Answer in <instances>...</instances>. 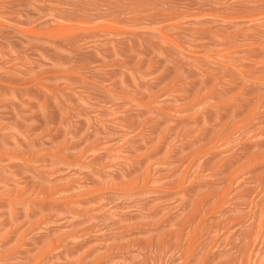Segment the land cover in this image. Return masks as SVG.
<instances>
[{
    "label": "rangeland",
    "instance_id": "obj_1",
    "mask_svg": "<svg viewBox=\"0 0 264 264\" xmlns=\"http://www.w3.org/2000/svg\"><path fill=\"white\" fill-rule=\"evenodd\" d=\"M241 1L0 0V264H264V168L252 176L245 172L244 180L238 176V183L232 178L252 156L264 155V13L253 21L246 18L247 24L243 16L251 15L248 10H255L258 0L248 5ZM227 14L238 23L228 24L232 15ZM51 16L80 32L71 40L59 36L58 44L17 31H36L43 37L52 26L44 23ZM214 22L217 27L228 25L218 29ZM103 26L110 28L109 34ZM224 27L230 31L219 37ZM160 31L168 33L170 46L166 40L164 46ZM156 43L167 48L165 55L156 51ZM214 43L230 50L221 68L209 53L217 50ZM166 53L171 59L166 60ZM220 71L223 84L220 79L218 85V79L208 81ZM182 75L192 83L185 77L182 83ZM176 79L180 89L192 88L180 90L182 94L192 90L199 98L201 92L211 93L216 82V102L222 90H227L225 98L234 96L229 104L221 96L227 102L221 111L215 109L219 105L213 92L214 109L210 100L202 107L191 94L189 103L198 104H187V92L182 107L167 94L152 105L149 94L144 103L150 106L142 103L152 84L160 91ZM138 95L142 106L132 102ZM257 105L263 118L255 120ZM200 106L216 110L217 117ZM201 111L219 123L220 134L217 122L206 117L215 126L206 124ZM238 121H244L240 131L234 129ZM14 137L19 139L17 148ZM210 145L217 148H206V170L202 158L198 164L192 155L199 158L197 148ZM16 151L21 154L12 157ZM220 170L225 172L219 175ZM122 185L163 188L120 194L115 189Z\"/></svg>",
    "mask_w": 264,
    "mask_h": 264
},
{
    "label": "bare ground",
    "instance_id": "obj_2",
    "mask_svg": "<svg viewBox=\"0 0 264 264\" xmlns=\"http://www.w3.org/2000/svg\"><path fill=\"white\" fill-rule=\"evenodd\" d=\"M256 1H257V0H256ZM258 1H259V0H258ZM258 1L256 2L257 5H258V6H257L258 8L254 5L255 10H254L253 8H251V9H253L254 11L251 10V9L248 10V11L251 12V13L247 14V16L250 15V14H251V15H250L249 17H245V15H244V16H243V17H244L243 20H245L246 18H247V19L250 18V19L253 21V19L256 20L257 18H261V17H263L262 15H263V13H264V2H263V0H261L262 2L259 1V4H258ZM241 2H244V0L241 1ZM241 2H240V3H241ZM246 2H250V1L247 0ZM252 2H255V1L252 0ZM252 2L247 3V5H248V4H251ZM256 3H255V4H256ZM245 4H246V3H245ZM233 6H234V5H233ZM251 6H252V5H251ZM256 8H257V9H256ZM248 11H247V12H248ZM252 11H253V12H252ZM235 13H236V11H235ZM227 15L229 16V14H227ZM227 15H225L226 17L224 16L225 19H227V17H228ZM231 15H232V14H230V16H231ZM230 16H229V17H230ZM56 17H57V18H55V17L53 16V18H52V16H51L50 20L47 19V21L44 22L45 24H50V25H52V26H48V25H47L48 28H49V27H51V28L48 29L49 31L47 30V33L42 34L43 37L41 36V34H39V35L41 36V37H39V36L37 35L38 33L35 35L34 33H36V31L32 33L31 31H27V32H26V31H23V30H20V29H19V30L16 29V30L19 32V34H21L20 36H22V35L25 36V37L27 36V37L30 38V39H33V38H34V40H35L36 38H37V39H40V40H43V38H44L45 40H46L47 38H49L50 40H51V39H52L53 41L55 40L56 43H58V44L60 43V42H59V39L57 40V38H58L59 36H60L61 39L64 38V37H65V38H69V39H70V38L74 39V38L78 35L77 32H80V31H77V29H79V28H77V27H75V26H74V28H73L72 26H70V27H66V26H65L66 24H67L68 26L70 25V24H68V23L65 24V21H67V20H65V21H64V24H63V22L61 23V21H60V20H62V18L60 19L58 16H56ZM60 17H61V16H60ZM232 17H234V16L232 15L231 18H228L226 21H227L228 24L233 23V24L235 25L236 23H234V22L237 21V23H238V20H236V19H238V18H236L235 21H234ZM224 18H223V19H224ZM56 19H60V20H59L60 22H59L58 20H56ZM247 19H246V21H247ZM243 20H242V21H243ZM261 20H262V19H261ZM261 20H260V21H261ZM224 21H225V20H222V22H224ZM242 21L239 20V22H241V24H242V23H245V21H243V22H242ZM249 21H250V20H249ZM263 21H264V20H263ZM217 22H218V21H217ZM222 22H219V23H222ZM257 22H258V21H257ZM219 23H218V25H220ZM227 23H226V24H227ZM62 24H63L64 26H63ZM226 24H225V23H222V24L220 25L221 27H220V26H218V27L222 28V26H224V25H226ZM228 24H227V25H228ZM233 24H231V25H233ZM247 24H248V21H247ZM231 25H230V26H231ZM215 26H216V28H218V27H217V23H216V25H215V22H214V27H215ZM230 26H229V27L226 26V27H228V28L230 29V28L232 27V26H231V27H230ZM262 26H263V25H262ZM99 27H100V26H99ZM107 27H108V26H103L102 28H104V31L107 32L108 30H110V28L107 30V29H106ZM226 27H224V28L222 29V30H224V32H222L221 30H220L221 32H220L219 30L217 31V32H220V34L218 33L219 37H223V36H224L223 34H224L225 31L228 29V28H227V29L225 30ZM236 27H237V25H236ZM252 27H253V26H252ZM216 28H215V30H217ZM220 28H218V29H220ZM234 28H235V27H234ZM238 28H239V27H238ZM99 29H100V28H99ZM112 29H113V28L111 27V30H112ZM236 29H237V28H236ZM101 30L103 31V29H100V31H101ZM116 30H117V29L112 30L111 32H113V31L117 32L118 30H117V31H116ZM230 30H231V29H230ZM230 30H229V31H230ZM32 31H33V30H32ZM76 31H77V32H76ZM104 31H103V32H104ZM229 31L227 30V32H229ZM233 31H234V30H233ZM233 31H232V32H233ZM111 32H110V33H111ZM160 32H161V33H164L165 31H163V32L160 31ZM160 32H157L156 34L161 35ZM217 32L214 31L215 34H216ZM227 32H226L225 35L229 34V33H227ZM243 32H244V31H243ZM107 33L109 34V31H108ZM112 34H113V33H112ZM117 34H119V31H118V33H116L115 37L119 36V35H117ZM120 34H122V33H120ZM164 34L167 35V37H166L165 35H161V36H159V37H161L160 39H163V41H164V44H165V45H164L163 43H162V45L166 46V45L168 44V41H167V39H168V33L166 32V33H164ZM235 34H236V33H235ZM240 34H242V33H240ZM110 35H111V34H110ZM158 35H156V36H158ZM218 35H217V36H218ZM222 35H223V36H222ZM55 36H57V37H55ZM111 36H112V35H111ZM228 36H230V35H228ZM234 36H235V35H234ZM53 37H55V39H54ZM112 37H114V36H112ZM159 37H158V38H159ZM169 37H170V35H169ZM241 37H242V36H241ZM166 38H167V39H166ZM223 38H224V37H223ZM225 38H226V37H225ZM228 39H229V37H228ZM234 39H235V38H234ZM240 39H241V38H240ZM261 39H262V38H261ZM263 39H264V38H263ZM50 40H48V41L50 42ZM65 40H66V39H65ZM67 40H68V39H67ZM70 40H71V39H70ZM165 40H166L167 44H166ZM168 40H170V38H169ZM212 40H213V39H212ZM216 40H217V39H216ZM229 40L231 41V39H229ZM237 40H238V39H237ZM237 40H236V41H237ZM55 41H54V42H55ZM159 41H160V40H159ZM159 41H158V43H161V42H159ZM161 41H162V40H161ZM230 41H229V42H230ZM234 41H235V40H234ZM245 41H246V39H245ZM247 41H248V40H247ZM51 42H52V41H51ZM169 42H170V41H169ZM215 42H218V41H215ZM224 42H225V41H223V43H224ZM261 42H262V41H261ZM261 42H260V43H261ZM52 43H53V42H52ZM56 43H54V44H56ZM170 43H171V42H170ZM170 43H169V44H170ZM246 43H247V42H246ZM246 43H245V44H246ZM253 43H254V42H253ZM61 44H62V43H61ZM169 44H168V45H169ZM216 44H217V45H215V43H214V45L217 46V50H216L214 53H212L213 51H211V52H209V53H210V55L212 54V55H211V56L213 57L212 60H214V62H216L215 64H219V65H221V66H218L219 68H221L222 65H224L223 62L226 64V62H227L226 60H228L230 50H228V51H229V52H228L225 48H223V46H222V49H218V48L220 47V46H218V45H219V44H222V43H216ZM225 44H226V43H225ZM255 44H256V43H255ZM156 45H157V43H156ZM174 45H175V43H174ZM164 46H163V47H164ZM169 46H170V45H169ZM172 46H173V44L171 45V47H172ZM176 46H177V45H176ZM235 46H236V45H235ZM238 46H239V45H238ZM163 47L161 46V44H158V45H157V48H156V51L159 50V51L161 52L162 56L165 55V52H166L165 49H167V48H163ZM167 47H168V46H167ZM173 47H174V46H173ZM179 47H180V46H179ZM224 47H225V45H224ZM226 47L229 48V46H226ZM252 47H253V46H252ZM175 48H176V47H175ZM257 48H258V47H257ZM213 49H214V48H213ZM215 49H216V48H215ZM252 49H253V48H252ZM255 49H256V48H255ZM258 49H259V48H258ZM169 50H170V49H169ZM169 50H167V51L169 52ZM173 50H174V48H173ZM173 50H172V54H173ZM175 50H176V49H175ZM179 50H180V49H179ZM182 50H184V49H182ZM176 51H177V50H176ZM231 51H232V50H231ZM250 51L252 52L253 50H250ZM258 51H259V50H258ZM163 52H164V53H163ZM168 52H167V53H168ZM174 52H175V51H174ZM234 52H235V51H233V52H231V53L234 54ZM236 52H237V49H236ZM239 52H240V51H239ZM158 53H159V52H158ZM167 53H166V55H167ZM169 53H170V52H169ZM178 53H179V52H178ZM181 53H182V51H181ZM209 53L207 54L208 58H207V56H206V58H207L208 60H209L210 58H212V57H209ZM237 53H238V52H237ZM261 53H262V52H261ZM172 54L167 55V56H166V60H167V57H168V56H171ZM182 54H183V56L185 55V57H188V56H189V54H188L186 51H185V53H182ZM186 54H187L188 56H187ZM227 54H228V56H227ZM233 54H231L230 58L232 57ZM235 54H236V53H235ZM177 55H178V54H177ZM180 55H181V54H180ZM180 55H179V56H180ZM172 56H173V55H172ZM172 56H171V57H172ZM183 56H182V57H183ZM171 57H168V58L171 59ZM182 57H181V58H182ZM189 57H191V56H189ZM189 57H188V58H189ZM194 57H195V56H194ZM226 57H227V58H226ZM237 57H239V56H237ZM242 57H243V56H242ZM244 57H245V56H244ZM163 58H164V57H163ZM178 58H179V57H178ZM192 58H193V57H192ZM195 58H196V57H195ZM225 58H226V59H225ZM245 58H246V57H245ZM164 59H165V58H164ZM170 59H168V60H170ZM189 59H190V58H189ZM231 59H232V58H231ZM180 60L183 61L182 59H179V62H180ZM191 60H192V59H191ZM208 60H207V61H208ZM196 61H198V60H196ZM225 61H226V62H225ZM228 61H229V60H228ZM184 62H185V61H184ZM184 62H183V64H184ZM188 62L190 63V61H188ZM210 62H212V61L210 60ZM214 62H212V63L214 64ZM230 62H231V61H230ZM234 62H235V61H234ZM189 63H188V64H189ZM207 63H208V62H207ZM181 64H182V62L180 63V65H181ZM183 64H182V66H183ZM188 64H187V65H188ZM199 64L202 65L201 63H199ZM230 64H231V63H230ZM260 64H261V63H260ZM191 65H192V64H191ZM200 65H199V66H200ZM232 65H233V64H232ZM255 65H256V64H255ZM262 65H264V64H262ZM262 65H261V67H263ZM199 66H198V67H199ZM204 66H206V65H204ZM209 66H211V65H209ZM209 66H208V67H209ZM212 66H213V65H212ZM224 66H225V65H224ZM230 66H231V65H230ZM230 66H228V68H231ZM259 66H260V65H259ZM201 67H203V65L200 66V68H201ZM206 67H207V66H206ZM206 67H205V68H206ZM214 67H215V66H214ZM188 68H189V67L187 66V70H188ZM211 68L213 69V67H211ZM211 68H210V69H211ZM219 68H218V71H217V72H219V70H220ZM259 68H260V67H259ZM202 69L205 70L204 68H202ZM210 69H207V68H206V70H210ZM215 69H217V68H215ZM223 69H224V68H223ZM262 69H264V68H262ZM203 70H202V71H203ZM213 70H214V69H213ZM214 71H216V70H214ZM227 71H228V70H227ZM257 71H258V69L256 70V72H257ZM261 71H262V70H261ZM63 72H64V71H62V72L60 71V74L58 73V75H59L61 78H62V77L66 78L67 75H66V73H63ZM198 72H199V70H198ZM205 72H206V71H204V73H205ZM207 72H208V71H207ZM220 72H221V73H219V74H217V75H216V72H215V75H216L217 77L219 76L218 78L214 75V79H213V80H208V81H212V83H214V80H215V79H216V80L218 79V80L216 81V82H217V85H218V82L220 83L219 79L221 80V82H222V80H225V76H224V74L222 73V71H220ZM256 72H255V73H256ZM259 72H260V71H259ZM61 73H62V74H61ZM200 73H201V71H200ZM261 73H264V72H261ZM205 74H206V73H205ZM221 74H223V75H221ZM245 74H246V73H245ZM187 75H188V78H190L189 74H187ZM255 75H257V74H255ZM255 75H254V76H255ZM262 75H263V74H261V78H263ZM182 76H183V79L180 78V81L182 82V80H184L183 82H186L185 79H186L187 76H184V75H182ZM236 76H237V75H236ZM236 76H235V78H236ZM180 77H181V76H180ZM184 77H185V79H184ZM220 77H221V78L223 77V79H221ZM243 77H244V76H243ZM243 77H242V78H243ZM259 77H260V76H259ZM178 78H179V77H178ZM188 78H187V79H188ZM226 78H227V77H226ZM232 78H234V77H232ZM254 78H255V77H254ZM187 79H186V80H187ZM244 79H247V78L245 77ZM178 80H179V79H178ZM206 80H207V79H206ZM206 80H205V81H206ZM231 80H232V79H231ZM233 80H235V79H233ZM175 81L177 82V79H176ZM180 81L177 82V83H175L174 80H173V85L170 83V84H171L170 86L168 85V86L165 87L164 89H160V91H157V90L155 89V91H157V92L154 91V88H153L154 86H152V85H154V84L149 83V84H152L150 89L153 90L154 93H153V91H149V89H148V86L150 87L149 84L143 85V86H146L147 89H148V90H147L145 87L143 88V87L141 86V88L145 89L144 91H146V90L148 91V92L146 91L147 93L145 92V95H144V98H143V102H142V99H141V98H142V95H141V98H140V96H139L140 94H143V92H144L143 89L141 90L142 93H139V95H138L137 98H136L137 95L134 97V99L136 98L135 100L132 99V100H133L132 102H135V104L133 103L134 105H138V104H140V106H142V105L145 104V103H144L145 101H148V100L145 99V98H146L147 96H149V94H150L149 99L152 98V100H151V101L149 100V101H150V103H151V105H152V103H154L155 101L160 100V99H158V98H161L160 96L164 95V97H165V94H167V95L170 96V98H167L168 96L166 95L165 98H167L168 100H170V99L172 100V99H173L174 102L177 101V100H179V101H181V102L184 101V102H182V103H181V102L178 103V102H179V101H178L177 103H175V104H177V105H178V104H180V105L183 104V105L186 106V102H185V100H186V101L188 102L187 104H189V105H191V104L193 105V103H194V101H195L196 105L199 103V104L203 107V105L210 104V102H211V100H212V99L210 100V97H212V95L210 96V94H212V92H213V97H214L215 95H216L217 97H219V96H218L219 93H217L218 95L214 93V90H215V89H218V88H217L218 86H216V82H215V84H212L211 82H210V84H209V82H208L209 85L212 84V85H211L212 87L209 86L207 83H206L205 85H208L209 87H211L210 90H212V89H214V90H212L211 93H210V92L207 93V90H206V92H204V91H205V87H204V85H203L204 83L201 84V85H203V87H204V88L202 87V89H204L203 92L205 93V95H204V93L201 92V94H203V95H202L203 97H202L201 99H200V97H201L200 95H201V94L199 95V98H198V96L196 97V95H192V94H193L192 90H191V93H188L187 91H185V93L187 92L189 95L191 94L192 97L195 96V97H196V100H197V98H198V100H200L199 102L196 101V100H194V101H190V103H189V101H188L189 99H188V98L191 97V95L189 96V95L187 94V95H188V97H187V96H185V95H186L185 93H183V94L181 93L186 87L182 86V88H183V87H184V88H183V89H180V88H181V85H182ZM187 81H189V82L192 83V81H191L190 79H188ZM205 81H204V82H205ZM228 81H229V80H228ZM228 81H226V82H228ZM235 81H236V80H235ZM246 81H247V80H246ZM183 82H182V83H183ZM206 82H207V81H206ZM237 82H238V81H237ZM237 82H236V83H237ZM223 83H224V82H222V84H223ZM228 83H229V82H228ZM236 83H235V84H236ZM261 83H262V82H261ZM186 84L190 85L189 83H186ZM222 84H219V85H222ZM240 84H241V82H240ZM242 84H243V80H242ZM257 84H259V83L257 82ZM147 85H148V86H147ZM184 85H185V84H184ZM188 85H186V86H188ZM201 85H200V86H201ZM191 86H193V85H191ZM214 86H215L216 88H214ZM225 86H226V85H225ZM225 86H224V87H225ZM236 86H237V85H236ZM236 86H234V87H236ZM194 87H196V86H193V88H194ZM220 87H221V86H220ZM222 87H223V85H222ZM222 87H221V88H222ZM226 87H227V86H226ZM226 87H225V88H226ZM263 87H264V86H263ZM138 88H140V87H138ZM141 88H140V89H141ZM196 88H198V85H197ZM207 88H208V87L206 86V89H207ZM225 88H224V90H226ZM187 89H192V88H191V87H190V88L187 87L185 90H187ZM202 89H201V90H202ZM230 89H233V88H230ZM237 89H238V86H237ZM110 90H111V89H110ZM110 90H109V91H110ZM180 90H182V91L179 92ZM195 90H196V89H193V91H195ZM235 90H236V89H235ZM109 91H108V93H109ZM188 91H189V90H188ZM208 91H209V89H208ZM215 91H218V90H215ZM226 91H227V90H226ZM226 91H223V90H222V93L224 92L223 94L225 95V92H226ZM112 92H113V91H112ZM117 92H118V91H117ZM117 92H113L112 95H113L114 97L118 98V99L121 98V97L124 98L122 95L119 94V92H118V93H117ZM139 92H140V90H139ZM150 92H151V93H150ZM198 92L200 93V91H197V93H198ZM233 92H234V91H233ZM110 93H111V92H110ZM197 93H196V94H197ZM206 93H207V94H206ZM236 93H238V92H236ZM262 93H264V92H262ZM146 94H147V95H146ZM151 94H153V97L151 96ZM214 94H215V95H214ZM227 94H228V92L226 93V95H227ZM183 95H184V96H183ZM224 95L222 96V94L220 93V99H221V100L219 99L220 102L217 101L218 103L215 101V100H218V98H217V97H214V98H216V99H214L213 102H215V104H217V105H219V106L215 105L213 102H211V104H214V105H209V106H211V108L217 106V107H215V109L218 108V110H219V109H220V105H221V107H222L221 109H223V105L225 104V105L227 106V102H228L229 100H232V98H233V96H234V95H233L232 98L226 96V97L229 98V100H228V98H225ZM145 96H146V97H145ZM221 96L224 98L223 101L225 100V101H227V102H223ZM229 96H230V95H229ZM239 96H240V95H239ZM181 97H182V99H180ZM183 97H185V98L187 97V98H186L185 100H183V99H184ZM213 97H212V98H213ZM139 98L141 99L140 101H141L142 103H144V104H142V103H140V102L138 101ZM137 99H138V100H137ZM144 99H145V101H144ZM156 99H158V100H156ZM167 99H166V100H167ZM187 99H188V100H187ZM192 99H193V98H192ZM226 99H227V100H226ZM263 99H264V98H263ZM122 100H123V99H122ZM136 100H137V101H136ZM161 100H162V99H161ZM190 100H191V99H190ZM209 100H210V102H209ZM238 100H239V99H238ZM259 100H260V99H259ZM259 100H258V103H257V104H259ZM123 101L126 102L125 99H124ZM123 101H122V102H123ZM130 101H131V100H130ZM153 101H154V102H153ZM234 101H235V100H234ZM169 102H171V101H169ZM174 102H172L173 105H175ZM192 102H193V103H192ZM197 102H198V103H197ZM221 102H223V104H222ZM232 102H233V101H232ZM262 102H263V101H262ZM126 103H127V102H126ZM150 103H149V105H146V104H148V102H146L145 106H150ZM195 103H194V105H195ZM206 103H207V104H206ZM233 103H234V102H233ZM141 104H142V105H141ZM228 104H229V102H228ZM260 104H261V102H260ZM170 105H171V104H170ZM180 105H179L178 108H180ZM183 105H181V107H182ZM192 105H191V106H192ZM225 105H224V106H225ZM236 105H238V104L236 103ZM239 105H240V104H239ZM263 105H264V104H263ZM145 106H144V107H145ZM157 106H158V105H157ZM185 106H184V107H185ZM187 106H188V105H187ZM201 106H200V109L203 111V109L201 108ZM209 106H208V108H210ZM257 106H258V105H257ZM257 106H256V107H257ZM259 106H261V105H259ZM259 106H258V108L255 107V108H256V113L254 112V114H253V115H254V116H253L254 118H255V117H258V116L261 117V115H262V113H263V111H264V110H263V111L261 110V109H263V108H261L262 106H261V107H259ZM136 107H137V106H136ZM151 107H152V106H151ZM151 107H150V108H151ZM192 107H194V106H192ZM195 107H196V106H195ZM237 107H238V106H237ZM263 107H264V106H263ZM137 108H138V107H137ZM137 108H134V109H137ZM147 108H148V107H147ZM185 108H186V107H185ZM196 108H197V107H196ZM198 108H199V107H198ZM204 108H205V110H204L203 112H206V109H207V110H208L207 112H209L208 114L210 115V117H211V115L214 114V115H213V118H214L215 113H216V110L214 111V112H215V113H214V112H212L213 110H212V111L210 110L211 108L208 109L207 106H205ZM231 108H232V107H231ZM239 108H241V106H240ZM260 108H261V109H260ZM151 109H152V108H151ZM154 109H155V108H154ZM154 109H153V110H154ZM200 109H199V110H200ZM213 109H214V108H213ZM221 109H220V111H221ZM224 109H225V108H224ZM145 110H146V109H145ZM160 110H161V109H160ZM199 110H198V111H199ZM218 110H217V111H218ZM236 110H237V109H235L234 111H236ZM138 111H139V110H138ZM140 111H141V110H140ZM202 111H201V113H199L200 111L197 112V113H199V115L201 116V115L204 114V113H202ZM220 111H219V112H220ZM195 112H196V111H195ZM207 112H206L205 114H207ZM211 112H212L213 114H212ZM224 112H225V111H224ZM224 112H223V113H224ZM226 112H227V111H226ZM226 112H225V113H226ZM228 112H229V110H228ZM261 112H262V113H261ZM144 113H145V112H144ZM210 113H211V114H210ZM225 113H224V114H225ZM224 114H223V116H224V118H225V115H224ZM260 114H261V115H260ZM199 115H198V116H199ZM251 115H252V114H251ZM196 116H197V115H196ZM203 116H204V118H203ZM203 116H201V118H203V119H205L206 117L209 118V116H207V115H206V116L203 115ZM219 116H222V114L219 115ZM223 116H222V117H223ZM215 117H217V114H216ZM222 117L219 118L220 120H222L220 123H225L226 121H225V119H223ZM228 117H229V116H228ZM241 117H242V116H241ZM196 118H197V117H196ZM213 118H209V120H210V119H213ZM232 118H233V117L231 116V119L228 118V120H232ZM258 118H259V117H258ZM261 118H263V116H262ZM261 118H260V119H261ZM241 119H242V118H241ZM201 120H202V119H201ZM205 120H206V119H205ZM209 120H208V121L206 120L207 122H205V123L208 124ZM213 120H214V123L217 122V121H215V119H213ZM213 120H212V121H213ZM223 120H224L225 122H224ZM226 120H227V117H226ZM250 120H251V119H250ZM255 120H256V118H255ZM257 120H258V119H257ZM262 120H263V119H262ZM202 121H203V120H202ZM210 121H211V120H210ZM201 123H202V122H201ZM209 123H210L209 125H212V128H213V126H215V125H216V128H217V125H219L218 122H217L218 124L216 123L215 125H213L212 122H209ZM226 123H227V122H226ZM226 123H225V125H226ZM198 124H199V123H198ZM243 125H244V121H238V122L235 124L234 129H236V130L238 129V130H239L240 128L243 127ZM200 126L203 127V125H200ZM207 126H208V125H207ZM207 126H204V127L206 128ZM219 126H220V125H219ZM219 126H218V127H219ZM223 126H224V125L222 124V127H223ZM222 127H221V128H222ZM228 127H229V125H228ZM205 128H202V129H201V132H202V130H204ZM208 128H210V129H208ZM208 128H206V129H207V130H211V129H212L211 127H208ZM214 128H215V127H214ZM216 128H215V130H216V132L218 133L221 129H219V128H220V127H219V128H217V129H218V131H217ZM230 128L233 129V127H230ZM198 129L200 130V128H198ZM206 129H205L203 132L206 133ZM255 129H256V128H255ZM223 130H225V129H223ZM226 130H227V129H226ZM212 131H214V129L211 130V132H212ZM227 131H228V133H229V129H228ZM239 131H240V130H239ZM203 132H202V133H203ZM222 132H225V133H226V131H222ZM237 132H238V131H237ZM241 132H243V131H241ZM241 132H240V133H241ZM258 132H259V131H258ZM198 133H199V131H198ZM202 133H199V134H202ZM207 133H208V131H207ZM214 133H215V131H214ZM233 133H234V132H233ZM233 133H232V134H233ZM259 133H260V132H259ZM209 134H210V132L207 134V137H209ZM212 134H213V133H212ZM218 134H220V133H218ZM226 134H227V133H226ZM236 134H237V133H236ZM243 134H244V133H243ZM197 135H198V134H197ZM215 135H216V134H215ZM223 135H224V134H223ZM228 135H229V134H228ZM198 136H200V135H198ZM204 136L206 137L205 134H204ZM204 136H203V140H204V138H205ZM211 136H212V135H211ZM217 136H218V135H217ZM224 136H225V135H224ZM232 136H233V135H232ZM234 136H236V135H234ZM234 136H233V137H234ZM207 137H206V138H207ZM225 137H226V136H225ZM233 137H231V138H233ZM14 138H15V137H14ZM14 138H13V141H14L15 147L17 148V143H18L19 139H18V137L15 138V139H14ZM196 138H197L196 140H198V141H200V139H201V137H199V139H198V137H196ZM211 138H212V137H211ZM211 138H210V139H211ZM215 139H216V138H215ZM233 139H234V138H233ZM236 139H238V137H237ZM203 140H201V141H203ZM211 140H212V139H211ZM228 140H229V139H228ZM230 140H231V139H230ZM230 140H229V141H230ZM193 141L195 142V140H193ZM209 141H210V140H209ZM212 141H213V140H212ZM214 141H215V140H214ZM231 141H232V140H231ZM239 141H240V140H239ZM204 142H206V141H204ZM232 142H234V141H232ZM261 142H263V141H261ZM67 143H69V142L67 141ZM71 143H72V142H71ZM198 143H199L198 145H200L201 142H198ZM210 143H211V141H210ZM69 144H70V143H69ZM69 144H68V146H69ZM204 144H205V143H204ZM231 144H232V143H231ZM212 145H213V144H212ZM237 145H238V144H237ZM255 145H256V144H255ZM262 145H263V143L260 144V147H261L260 150H261V151H262V148H263V150H264V146L262 147ZM200 146H201V145H200ZM256 146H257V145H256ZM257 147H258V146H257ZM257 147H256V148H257ZM202 148H203V147H201V149H202ZM206 148H208V150L210 149V150L216 151V148H217V147H216V146H211V145H210V146H205V149L203 148L202 150H201L200 148H199V149L197 148V150H200V151H196L195 155H196V154L199 155V156H198L199 158H194V154H193V155H192L193 159H194V160H195V159H196V160L199 159V161H200V159L202 158V156H203V158H204V156H205L206 154H208V153L205 152V151H207ZM241 149H242V148H241ZM241 149L239 150V152L241 151ZM245 149H246V148H245ZM198 152H199V153H198ZM210 152H211V151H210ZM237 152H238V151H237ZM262 152H263V151H262ZM214 153H215V152H214ZM240 153H241V152H240ZM260 153H261V152H260ZM20 154H21V152L16 151V152H13V153L11 154V156L14 157V156H16V155H20ZM23 154H24V153H23ZM215 154H216V153H215ZM236 154H237V153H236ZM262 154H263V153H262ZM209 155H211V154H209ZM209 155H208V156H209ZM237 155H240V154H237ZM242 155H244V154H242ZM253 155H254V154H253ZM211 156H213V158H214V155H211ZM247 156H248V155H247ZM216 157H217V154H216L215 158H216ZM231 157H232V156H231ZM238 157H239V156H238ZM238 157H237V158H238ZM245 157H246V156H245ZM249 157H250V156H249ZM203 158H202V160H201V161H202L201 164H203L202 166L205 165V164L203 163ZM213 158H211V160H212ZM237 158H236V159H237ZM246 158H247V157H246ZM208 159H209V158H208ZM241 159H242V158H241ZM248 159H249V158H248ZM248 159H247V160H248ZM194 160H193V161H194ZM239 160H240V159H239ZM245 160H246V159H245ZM247 160H246V162H247ZM197 161H198V160H197ZM199 161H198V164H199ZM208 161H209V160H208ZM195 162H196V161H195ZM196 163H197V162H196ZM205 163H207L206 160H205ZM219 164H220V163H219ZM243 165H244V164H243ZM202 166L200 165V167H202ZM206 166H209V164L206 165ZM206 166H204V167H205L206 170H207L208 167H206ZM218 166H219V165H218ZM221 166H223V165H221ZM221 168H222V167H221ZM260 168H261V170L264 168V155H261L260 157L254 155V156H252V159H251L250 161L247 162L246 165L240 167L239 170L236 169L237 171H235V173H233L232 178L234 179L235 176H236L237 179H238V180L236 179V182L240 180V178H238V176L241 177L242 180H244V179H243V178H244V175H243V174H246L247 171H250V172L252 171L251 173L249 172V174H248V175L251 174V176H252V173L254 174L255 172H257V170H260ZM202 169H203V168H202ZM216 169H217V168H216ZM216 169H215V170H216ZM215 170H213L214 173H215ZM261 170H260V173H261ZM199 171H200V169H199ZM201 171H202V170H201ZM203 171H205V169H203ZM217 171H218V170H217ZM220 171H221V170H220ZM220 171H219V172H220ZM253 171H255V172H253ZM262 171H264V170H262ZM223 172H225V171H223ZM223 172L221 171V172H220L221 174H219V175H222ZM245 172H246V173H245ZM201 173H202V172H201ZM216 173H217V172H216ZM224 174H225V173H224ZM262 174H264V173H261L260 175H262ZM242 175H243V176H242ZM255 175H256V177L258 176L257 173H256ZM215 176H218V175L216 174ZM233 176H234V177H233ZM246 176H247V175H246ZM249 177H250V176H249ZM261 177H262V179L264 180L263 176H261ZM261 177H260V178H261ZM245 178H246V177H245ZM247 178H248V176H247ZM251 178L254 179V176H253V177H250V179H251ZM257 178H258V177H257ZM219 179H220V178H219ZM245 180H246V179H245ZM263 180H262V181H263ZM239 182H240V181H239ZM241 182H243V181H241ZM215 183H216V182H215ZM237 183H238V182H237ZM135 184H136V183H135ZM183 184H184V183H183ZM263 184H264V182H263ZM263 184H262V186H263ZM214 185H215V184H214ZM124 186H125V185H124ZM130 186H131V185H130ZM134 186H135V185H134ZM179 186H180V185H177V187H179ZM181 186L184 188V186L182 185V183H181ZM191 186H192V185H191ZM120 187H121V186H120ZM120 187L117 188V189H115V190H117V191L120 190V194H121V192H122V194H124V193H130V192H132V193L134 194V191H135V190H140V191H141V190H159V187H160V188H163V187H161V186H157V187H154V188H148V187H146V188H144V189H143V188L141 189L142 186L140 187V185H139V188H137V187H131V188H129L128 186H125L126 188H123V185H122V188H120ZM143 187H144V186H143ZM177 187H175V188H177ZM182 187H181V188H182ZM186 187H187V186H186ZM189 187H190V186H189ZM212 187H213V186H212ZM214 187H215V186H214ZM181 188L179 187L178 189H179V190H185V189H181ZM192 188H193V187H192ZM195 188H196V187H195ZM165 189H167V188H165ZM165 189H163V190H165ZM173 189H174V188H173ZM173 189H170V190H173ZM131 190H133V191H131ZM167 190H169V189H167ZM174 190H175V189H174ZM215 190H216V189H215ZM189 191H190V190H189ZM191 191H193V190L191 189ZM191 191H190V192H191ZM212 191H214V190H211V192H212ZM180 192H182V191H180ZM141 193H142V191H141ZM212 193H213V192H212ZM207 195H210V193L207 194ZM208 198H209V197H208ZM199 199H200V198H199ZM205 199H207V198H205ZM200 200H201V199H200ZM200 200H199V201H200ZM197 201H198V200H197ZM202 201H203V200H202ZM206 201H207V200H205V202H206ZM203 202H204V201H203ZM202 205H203V203H202ZM202 205H199V206L202 207ZM204 205H205V204H204ZM199 206H198V207H199ZM196 207H197V205H196ZM203 207H204V206H203ZM198 209L200 210V208H198ZM195 210H196V208H195ZM198 212H199V211H198ZM0 256H1V255H0ZM4 258H5V257H4ZM10 258H11V257H10ZM12 260H13V259H12Z\"/></svg>",
    "mask_w": 264,
    "mask_h": 264
}]
</instances>
